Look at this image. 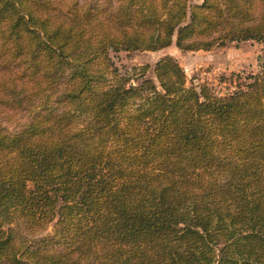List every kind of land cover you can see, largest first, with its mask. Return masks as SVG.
Wrapping results in <instances>:
<instances>
[{
    "label": "trees",
    "instance_id": "1",
    "mask_svg": "<svg viewBox=\"0 0 264 264\" xmlns=\"http://www.w3.org/2000/svg\"><path fill=\"white\" fill-rule=\"evenodd\" d=\"M189 2L0 0V264H264V55L224 95L109 55L264 49V0Z\"/></svg>",
    "mask_w": 264,
    "mask_h": 264
},
{
    "label": "rangeland",
    "instance_id": "2",
    "mask_svg": "<svg viewBox=\"0 0 264 264\" xmlns=\"http://www.w3.org/2000/svg\"><path fill=\"white\" fill-rule=\"evenodd\" d=\"M200 0H190L193 5ZM264 49L262 44L251 41H230L224 46L215 47L212 50L181 51L174 44L157 50H134V51H109V55L121 73L132 72L135 66L149 65L146 76L153 78L157 83L152 67L160 58L170 55L175 58L184 70L186 85H193L197 89L200 85L207 86L213 93L224 95L232 90L239 78L255 73L259 63L263 59ZM27 120L24 109L0 108V123L10 130L19 129ZM53 222L40 230L26 226L20 219L17 228L26 237L34 239L49 234L52 231Z\"/></svg>",
    "mask_w": 264,
    "mask_h": 264
},
{
    "label": "crops",
    "instance_id": "3",
    "mask_svg": "<svg viewBox=\"0 0 264 264\" xmlns=\"http://www.w3.org/2000/svg\"><path fill=\"white\" fill-rule=\"evenodd\" d=\"M166 48V47H165Z\"/></svg>",
    "mask_w": 264,
    "mask_h": 264
}]
</instances>
